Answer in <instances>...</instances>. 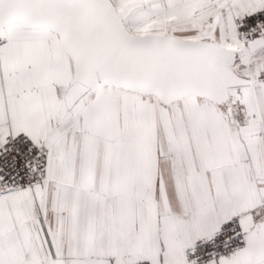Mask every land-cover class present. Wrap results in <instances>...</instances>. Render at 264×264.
Here are the masks:
<instances>
[{
    "label": "snow or ice",
    "instance_id": "obj_1",
    "mask_svg": "<svg viewBox=\"0 0 264 264\" xmlns=\"http://www.w3.org/2000/svg\"><path fill=\"white\" fill-rule=\"evenodd\" d=\"M0 264H264V0H0Z\"/></svg>",
    "mask_w": 264,
    "mask_h": 264
}]
</instances>
